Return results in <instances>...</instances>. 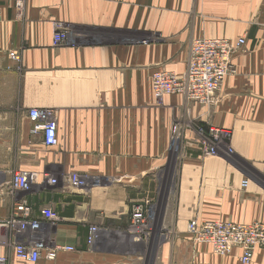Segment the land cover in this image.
Listing matches in <instances>:
<instances>
[{"label":"crops","instance_id":"1","mask_svg":"<svg viewBox=\"0 0 264 264\" xmlns=\"http://www.w3.org/2000/svg\"><path fill=\"white\" fill-rule=\"evenodd\" d=\"M58 26L67 38L56 47ZM203 38L246 40L215 103L156 99L152 75H184ZM35 108L54 111L56 146L33 134ZM211 127L230 135L205 156ZM19 171L38 174L30 194L11 188ZM23 200L42 224L22 235L0 230L8 264H243L241 249L216 255L193 244L187 227L264 223V0H0V220ZM145 201L147 225L138 228L132 205ZM45 208L59 221L43 218ZM37 237L75 251L18 259L16 242ZM249 264H264V248Z\"/></svg>","mask_w":264,"mask_h":264},{"label":"built area","instance_id":"2","mask_svg":"<svg viewBox=\"0 0 264 264\" xmlns=\"http://www.w3.org/2000/svg\"><path fill=\"white\" fill-rule=\"evenodd\" d=\"M17 5L23 8V1ZM54 36V45L60 46L67 38V32L61 27ZM246 40L239 39L233 43L227 39H197L193 41L190 49L187 71L184 75H177L167 70L156 71L151 77V85L154 96L162 100L166 96H183L189 102L200 105H212L215 103L218 93L228 76L233 72L232 61L239 53ZM10 57L18 60L15 53ZM29 118L33 122V134H41L46 147L57 145V123L55 113L50 109H31ZM203 133V130L201 131ZM209 139L201 143L199 150L202 155L216 156L220 153V145L229 138V132L211 127ZM45 180L56 184V180L49 175ZM38 182V174L32 171H19L15 174L11 188L15 193L30 194ZM74 184L85 185L78 177H72ZM248 181L244 182L247 187ZM150 201L137 202L132 205V223L138 228L146 227L147 214ZM41 216L50 224L59 221V216L52 209L41 210ZM41 219L34 215V207L23 200L17 204L13 215L8 220H0V230L7 228L17 235L29 231H37L41 227ZM195 245L207 244L213 252L219 256H229L234 249H241L240 258L243 264H249L258 249L264 248V223L236 224L229 222H200L193 219L187 227ZM98 229L92 227L88 236V245L92 246L98 239ZM18 259L30 263H37L41 259L55 261L61 253L74 252L71 246L57 245L50 247L41 237L20 242L14 246ZM7 256H0V264H8Z\"/></svg>","mask_w":264,"mask_h":264},{"label":"rangeland","instance_id":"3","mask_svg":"<svg viewBox=\"0 0 264 264\" xmlns=\"http://www.w3.org/2000/svg\"><path fill=\"white\" fill-rule=\"evenodd\" d=\"M235 57V56H234ZM232 69H233V72L232 73H234V67H233V63H232ZM201 152V151H200ZM202 154V153H201ZM172 165H173V163H172ZM172 181H173V179H172ZM172 181H170L169 182V184H167V186L166 187H163V189L161 190V193L159 194V196H157V199H158V204H157V206H155V208H153V210H152V214H153V217H154V215H156V213H158V211H159V209H160V205H161V203H162V201H163V199L165 198V196H166V194L169 192V190H171L172 188H173V182ZM148 212H149V210H147Z\"/></svg>","mask_w":264,"mask_h":264}]
</instances>
